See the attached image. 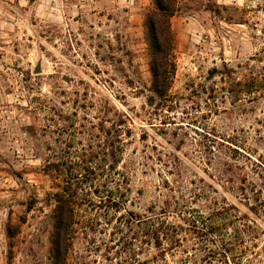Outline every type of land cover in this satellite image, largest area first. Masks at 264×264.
Listing matches in <instances>:
<instances>
[{"label":"rangeland","instance_id":"obj_1","mask_svg":"<svg viewBox=\"0 0 264 264\" xmlns=\"http://www.w3.org/2000/svg\"><path fill=\"white\" fill-rule=\"evenodd\" d=\"M0 0V264H264V0Z\"/></svg>","mask_w":264,"mask_h":264},{"label":"trees","instance_id":"obj_2","mask_svg":"<svg viewBox=\"0 0 264 264\" xmlns=\"http://www.w3.org/2000/svg\"><path fill=\"white\" fill-rule=\"evenodd\" d=\"M153 10L145 16L146 38L149 45L150 73L153 92L163 96L169 87L173 62L169 49L173 38L170 29V18L177 11L176 0H151ZM56 223L52 234L51 259L53 264H64L65 244L70 225L71 206L66 200L58 201Z\"/></svg>","mask_w":264,"mask_h":264}]
</instances>
